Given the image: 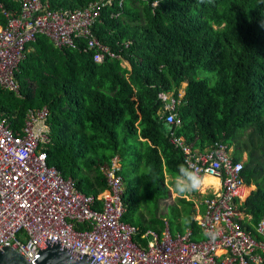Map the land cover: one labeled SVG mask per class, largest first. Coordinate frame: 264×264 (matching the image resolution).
<instances>
[{"label": "trees", "instance_id": "1", "mask_svg": "<svg viewBox=\"0 0 264 264\" xmlns=\"http://www.w3.org/2000/svg\"><path fill=\"white\" fill-rule=\"evenodd\" d=\"M98 1L41 0L60 13ZM104 1L92 30L118 58L97 64L83 41L57 48L35 35L14 73L18 95L0 89V114L17 129L28 109L47 107L48 165L85 196L105 190L101 167L119 157L122 222L137 230V244L164 228V218L149 216L170 199V177L184 163L171 133L197 152L221 144L243 163L256 189L238 208L256 227L264 220V0ZM18 2L0 5L15 12ZM160 94L175 100L178 124H166ZM166 211L170 234L190 230L196 239L192 201L176 198Z\"/></svg>", "mask_w": 264, "mask_h": 264}, {"label": "built area", "instance_id": "2", "mask_svg": "<svg viewBox=\"0 0 264 264\" xmlns=\"http://www.w3.org/2000/svg\"><path fill=\"white\" fill-rule=\"evenodd\" d=\"M106 2L100 0L74 13L52 11L41 0H19L15 12L0 5L4 20L0 26V89L18 95L14 73L35 35L47 36L57 48H75L83 41L84 50L92 53L97 64L117 59L92 30ZM160 98L169 100L163 113L166 124H178L175 100L164 94ZM172 115L176 119L169 121ZM48 117L47 107L28 109L15 129L12 117L0 114V248L15 251L27 263L44 248L46 239L55 238L73 253L101 264H264V220L256 225V235L241 224L236 210L248 196L241 175L243 163H233L223 145L197 152L171 133L170 141L182 152L184 163L196 162L209 177H218L217 189L193 219L202 239L192 240L190 231L175 236L147 231L141 238L150 240L141 246L133 241L137 230L122 222L119 157L101 167L105 190L96 197L83 195L71 179H64L48 165L43 150L49 142ZM209 232L214 238L206 235Z\"/></svg>", "mask_w": 264, "mask_h": 264}, {"label": "water", "instance_id": "3", "mask_svg": "<svg viewBox=\"0 0 264 264\" xmlns=\"http://www.w3.org/2000/svg\"><path fill=\"white\" fill-rule=\"evenodd\" d=\"M43 249L37 251L32 261L27 263L18 253L2 246L0 264H101L93 257L78 255L69 245L55 238L45 240Z\"/></svg>", "mask_w": 264, "mask_h": 264}, {"label": "clouds", "instance_id": "4", "mask_svg": "<svg viewBox=\"0 0 264 264\" xmlns=\"http://www.w3.org/2000/svg\"><path fill=\"white\" fill-rule=\"evenodd\" d=\"M169 121L175 120V115L168 117ZM178 123V120H177ZM207 170H202L198 163L186 161L177 166L174 176L170 177V186L177 198H185L192 193L198 192L209 180ZM218 179V177H217ZM209 238H214V234L206 233Z\"/></svg>", "mask_w": 264, "mask_h": 264}, {"label": "crops", "instance_id": "5", "mask_svg": "<svg viewBox=\"0 0 264 264\" xmlns=\"http://www.w3.org/2000/svg\"><path fill=\"white\" fill-rule=\"evenodd\" d=\"M242 160H243V162L246 160V155L245 154L243 155V159ZM214 179L215 178H213V179L210 178L209 180H207L206 183H205V185L199 190V192L201 193L200 194L201 196H199V195L196 194L198 196V199L200 200L199 203H197V204L194 203L193 200L191 199L192 196L191 197H185L186 200H187V198H190V200H187V201H192L193 202V208H194V212H195L194 218H195L196 215H199V214L202 213V211H203L202 202L210 196L211 191L217 189V179H215L216 181ZM245 186L247 187L248 196L245 198V200H242L240 202L241 203L240 206L245 203V201L250 197L251 193H253L255 191V189H256L252 185L251 186H247L246 183H245ZM171 194H173V193H171ZM238 207H237V210L236 211L238 212V214H240V219H241V222L243 223L242 225L245 226V229L247 231H249V233H252L253 235H256V233H255V226H253V224L251 222V217L250 216H247V215H244L243 213H241L239 211V208ZM163 222H164V231L165 232L166 231L169 232L167 222L165 220ZM187 231H190V230H186L185 232H187ZM145 232H147V231H145ZM152 232L158 234L159 236H161V234L163 233V232H157V231H152ZM190 232L192 233V237H193V232L192 231H190ZM196 232H197V235H196V239L194 241L203 238L202 235H201V233L198 231L197 227H196ZM177 234H181V233H176L173 236H175ZM143 235H144V233L142 235H140V240H142V242H139V244L141 246H145L147 244V242L150 240V237H147V238L142 239L141 236H143Z\"/></svg>", "mask_w": 264, "mask_h": 264}, {"label": "rangeland", "instance_id": "6", "mask_svg": "<svg viewBox=\"0 0 264 264\" xmlns=\"http://www.w3.org/2000/svg\"><path fill=\"white\" fill-rule=\"evenodd\" d=\"M1 17H2V15H1ZM2 19H3V17H2ZM123 65H125V66H127V64H126V62H123ZM185 86V84L184 83H182V85H181V90H180V93L182 94L183 93V87ZM38 126H36L35 128H37ZM260 152H262V149L260 148ZM168 180H169V177L168 176H166L165 177V183H167L168 182ZM171 193H172V191H171ZM196 194L197 195H199V196H201L200 194V192L198 191V192H196ZM176 198H177V196L176 195H174V194H171V197H170V199L169 200H167L166 202H164V203H162L160 206H159V208L157 209V212L156 213H152V215L151 216H149V218H152V219H161V218H164L166 221H168V222H170V223H172V218H171V213L168 211H166V209L168 208V207H171V206H173V205H175L176 204ZM192 200H193V202L194 203H199L200 202V200L198 199V198H195V197H193L192 196V198H191ZM187 200H190V198H187ZM157 229V232H163L164 231V228L163 227H157L156 228Z\"/></svg>", "mask_w": 264, "mask_h": 264}, {"label": "bare ground", "instance_id": "7", "mask_svg": "<svg viewBox=\"0 0 264 264\" xmlns=\"http://www.w3.org/2000/svg\"><path fill=\"white\" fill-rule=\"evenodd\" d=\"M210 178H212V177H210ZM213 179V178H212ZM215 180V179H214ZM216 181V180H215Z\"/></svg>", "mask_w": 264, "mask_h": 264}]
</instances>
